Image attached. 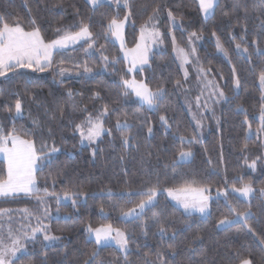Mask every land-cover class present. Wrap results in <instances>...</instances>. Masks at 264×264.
<instances>
[{"label": "trees", "instance_id": "16d2710c", "mask_svg": "<svg viewBox=\"0 0 264 264\" xmlns=\"http://www.w3.org/2000/svg\"><path fill=\"white\" fill-rule=\"evenodd\" d=\"M236 0H220V5L215 9V15L204 19L199 11L197 0H131L132 16L125 31L126 44L133 46L139 37L140 27L152 14L153 8L159 5L160 11L157 17L165 42V49L153 51L149 55V63L134 71V77L143 80L150 88L155 90L163 87L166 95L157 111H149L142 107L138 101L130 100L121 92V77L128 79L131 75L127 70L125 61L120 57L118 46L110 40V35L103 34V26L107 19L115 14V5L109 7L107 4L95 10L87 3V0H0V14H3L9 24L19 23L26 30H31L33 19L41 28L42 35L46 40L56 37L57 28H70L77 24L81 18L91 17V30L99 34L95 47L101 50L104 45V54L118 57L120 62L110 65L106 71H101L102 61L98 54L87 55L84 52L85 44L63 49L54 53L56 62L65 61L66 67H71L72 61L81 64L88 62V66L100 73L95 78L65 77L63 83L61 78L54 75L52 71L37 73L32 77V82L25 85L24 77L21 75L9 76L7 80L0 78V124L7 131L15 129L16 134L26 139L34 140L37 149L42 144H47L48 151L53 143L61 148L59 153L54 154L51 164L45 162L42 171H37V183L41 188L47 187L49 192L63 193L72 183L82 185L83 191L96 193L94 198H89L82 203L79 212L74 211L71 203L60 205L62 212L71 215L72 219H51L50 224L53 233L62 236V242L55 243L47 249L48 264H56L64 259V244H68V258L64 264H82L85 253L94 249L95 245L90 241L83 231L81 221H90L93 226L101 223H112L122 229H126L132 235L128 257V264H144V254L155 260V253L160 246V237L156 228L151 226L148 235L144 236L137 223H126L119 217V206L131 207L126 199L117 197L109 198L107 189L119 194L125 188H138L143 180L151 179L155 182L157 174L162 187L166 188L173 183L195 181L194 186L208 185L210 187H231L236 177H243L244 182H251L253 187L259 189L264 187V135L257 139L255 135L245 141L246 127L243 112L237 110V105H242L247 111L249 122L253 130L259 126V120L255 114L260 110L261 88L258 85V74L264 67V60L253 56L251 62L245 57L237 55L235 44L240 42V36L244 35L243 28L247 27V46L249 51H254L253 39H258L260 47H264V28H261V20L264 13L259 11L250 12L245 17L244 13L238 12L230 17H225V11L231 12ZM253 0H247L249 7ZM62 5L61 7H53ZM79 11V16L77 15ZM168 11L175 16L182 17L179 27H174L173 32L181 46L188 47L187 36L195 31L202 33V41L197 48L199 65L205 69L210 68L208 74L219 84L230 103L221 102L216 107L219 124L214 128L213 120L209 117L210 129L205 137L200 140L191 118L181 101V96L176 86V81H183L180 67L172 53V43L167 36L169 30ZM126 10H120V18ZM217 31L225 48L229 49L231 63L218 53L215 48L214 37L211 32ZM75 30V29H73ZM236 40H232V36ZM196 61V60H195ZM235 65L237 75L240 79V88L234 91L232 67ZM73 71L81 69L73 68ZM79 95L69 96L68 90ZM12 91L19 92L23 101L22 114L17 116L14 111L8 112L6 106L14 105L16 99L11 95ZM100 92L103 99H93L92 94ZM103 104H108L109 115L105 118L104 127L111 129V135L103 134L96 144L82 146L79 135L74 132V126L80 123L90 112L95 116ZM58 108H63L61 117ZM87 108V112L83 109ZM55 114V118L53 115ZM125 114L128 122L132 125L131 133L137 137L139 148L125 150L120 133L116 130L117 119H124ZM161 114H167L171 128L166 130L159 120ZM34 121L38 122L37 126ZM147 125L153 128V134L148 135ZM51 130V134H49ZM177 132L184 135L186 139L195 137L190 146L194 156L190 163L178 166L175 170L165 168L169 164L174 153L181 147ZM31 133V135H25ZM248 143L246 152L241 153L240 147ZM96 150L95 158L92 150ZM221 152L223 159L221 160ZM150 153V155H149ZM123 157V159H121ZM245 157L249 164L252 160L260 157L255 170L245 164ZM209 159L211 163H208ZM6 175L5 165L0 160V177ZM227 180V184L225 181ZM55 181V183H53ZM240 187V183L236 184ZM161 208L165 215L174 216L177 223L176 229L181 230V237L176 241L178 251L177 257L183 264H225L224 253L228 246L239 247L242 243L251 245V250L259 264L260 248L252 235L247 232L243 225H237L231 230L218 231L214 224L223 209V199L219 203L213 202V215L206 223L193 224L191 230L184 231L185 225L181 223L184 219L182 210H177L174 204L164 196H159ZM229 199L238 207H244L243 199L235 194H230ZM258 198L253 199V205L257 204ZM57 206L55 200L50 201ZM103 205L108 213V220H102L99 213ZM0 209L7 210L11 217H16L18 212L39 210V205L34 198H9L0 200ZM253 211L256 208L253 207ZM36 213V212H35ZM12 214V215H11ZM8 215V216H9ZM149 215H151L149 213ZM21 218V216H18ZM5 222L3 221V224ZM11 227L14 231L20 230L23 225L34 226V219L25 221L11 219ZM151 224V221H149ZM252 227L257 234H264V216H259L251 221ZM24 229V228H23ZM58 229H65L63 232ZM25 230V229H24ZM200 231L206 235L203 248L193 254L181 243L184 237L190 238L192 234ZM170 235V234H169ZM42 239V238H41ZM172 242L166 238V243ZM40 241L28 244V256H22L25 264L31 259L33 264H42L40 256ZM219 248L220 255L213 249ZM230 254V253H229ZM170 258V254L166 257ZM96 264H124L123 253L116 247L111 246L100 249V255L96 258Z\"/></svg>", "mask_w": 264, "mask_h": 264}, {"label": "snow or ice", "instance_id": "6c2138e0", "mask_svg": "<svg viewBox=\"0 0 264 264\" xmlns=\"http://www.w3.org/2000/svg\"><path fill=\"white\" fill-rule=\"evenodd\" d=\"M87 3L92 6L94 12L105 4L109 7L115 5L116 12L107 19V23L103 26V34L115 37L121 42V48L124 50V59L131 64V67L128 69L129 72H132L137 65H147L149 63L148 54L151 45L163 43V34L157 27V17L160 11L159 5L153 8L152 14L141 25L139 42L136 44V47L133 49H125L123 33L125 24L132 16L131 0H87ZM219 5L220 0H198L199 11L206 20L215 15V9ZM61 6L54 5L53 7ZM121 9L126 10L123 18H120ZM241 11L245 17L250 12L259 11L264 13V0H253L250 7L247 0H236L232 5L231 12L225 11L223 15L230 17V15H235ZM77 15L79 16L78 10ZM91 19V17H87L86 19L81 18L77 24L70 28H57L55 30L56 38L46 40L35 19L31 21V30H26L19 23L9 24L6 17L0 14V78L7 80L10 75H21L24 77L25 85L32 82L34 74L45 73L47 71H52L54 75L61 77L60 83H63L64 77L73 74L77 77L95 78L100 73L95 72L92 67H89L87 61H84L82 64L78 61H72L70 62L71 67H66L64 66L65 61L56 62L54 59V53H59L63 49L80 44L82 41L87 44V47L84 48L85 54L92 55V50L94 49L99 34H95L91 30ZM168 19L171 26L176 27L178 26V20H182V17L178 18L172 11H168ZM260 24L261 28H264V20H261ZM180 26L182 27V25ZM243 32L244 35H241L239 38L240 42L235 44L237 55L245 57L250 62L254 55L264 60V47L259 46V38L252 40L251 43L255 48L254 51L250 52L246 40V26L243 28ZM211 35L215 38L216 51L231 63L229 49L225 48L224 43L220 36L217 35L215 29L211 32ZM200 39H202V33L195 31L189 33L187 38L188 47L186 48L178 43L174 35L172 36L174 51L177 52L178 58L181 60V67L183 68L184 65L193 63L190 57H195L196 63L193 66L198 74V79H204L205 83L203 88L208 89L210 96L215 98L214 103H230L229 97L223 89L214 80L207 79V73L211 69H205L199 65V57L196 56V48L193 46V43ZM232 40H236L235 35L232 36ZM100 49V59L103 64L102 71H106L110 65H115L120 62L118 57L110 58L104 54V45H101ZM73 68L81 70L73 73ZM142 70L143 68L141 67ZM232 72L235 91L241 86L235 65L232 67ZM184 77L185 79L188 77L186 68H184ZM258 80L261 87V100L264 101V67L259 71ZM175 83L177 87L182 86L180 80H177ZM119 86L124 96L134 94L139 104L142 107H146L149 111H157L166 95L165 89L162 86L153 90L144 81H137L134 78L129 80L121 77ZM10 94L15 96L16 99L14 105L6 106V110L8 112L14 111L19 116L23 111V101L20 98V93L12 91ZM67 94L70 97L79 95V93H73L71 89L68 90ZM92 98L98 100L103 99L100 92H94ZM196 106L197 108L201 106L200 97L196 98ZM204 109L208 111L212 110L207 102L204 104ZM237 110L243 112L245 116L244 122L247 125L245 141L250 140L253 135L257 139H260L264 135V103L260 105L258 117L259 126L255 130H253L247 111L243 106L237 105ZM83 111L87 112V108L83 109ZM110 111L113 110L110 109L109 105L103 104L95 116L89 112L80 123L75 124L74 132L79 135V141L82 146L85 142L89 146L96 144L105 132L111 135V129L104 127L105 118L109 115ZM58 112L62 117L64 114L63 108H58ZM53 118H55V114ZM159 120L166 130L171 128L167 114H161ZM34 124L39 126L36 121H34ZM217 124H219L218 119ZM197 125L198 127L201 126L199 120L197 121ZM115 128L120 133L122 145L125 150L139 148L136 142L137 137L131 133L132 125L128 122L126 114L124 119H117ZM147 132L149 136L153 134V128L150 125H147ZM49 134H51V130H49ZM25 135H31V133H25ZM177 136L181 147L174 153L170 163L164 165L165 168L170 167L173 170L178 166L190 163L194 156L192 148L190 146L185 147L184 145L185 143L191 145L196 138L186 139L179 132H177ZM47 147V144H42L37 149L34 140L24 139L16 134L15 129L7 131L0 124V154H3L5 157L7 165L6 175L0 177V200H7L24 195L34 197L37 204L41 206L39 214H33L25 210L27 216L35 218V226L29 223L27 230H24L22 226L20 230L16 231L8 227L6 232L4 231L2 218L5 215H9V213L7 210L0 209V264H25V261L21 257L34 254L29 253L28 244L35 243L38 240L41 245L39 254L42 257V264H48L47 249L51 248L57 242H62L64 239L62 236L53 233L51 224L45 222L52 219L49 200H55L57 205L56 212L59 214L62 202L70 201L74 211L79 212V207L82 203H86L89 198L96 196V193L89 194L83 191L82 185L75 183H72L66 188L62 195L55 191L49 192L47 187L41 188L37 183V171L43 170L42 166L45 162L51 164L54 154L61 151V148L56 147L54 143L48 151H45ZM247 149L248 143L245 142L239 150L241 153H244ZM91 155L95 158V149L92 150ZM222 159L223 153L221 152ZM260 159V157H257L249 164L247 157H245V164L252 170H255L257 161ZM208 163H211L210 159ZM225 183H228L227 180ZM237 183H240L241 186L237 187ZM195 184V181L184 182L179 185L173 183L171 186L164 188L157 174L155 182L151 179L143 180L141 185L136 189L128 187L119 194L113 193L110 188L107 189L106 195L109 198L115 196L119 199H126L127 203L132 205L131 207L113 205V207L119 209L121 221L126 223L138 222V226L141 228L144 236L148 235L151 226L156 228V233L160 237V246L155 253V260L149 259L148 254H144V264H183L182 260L177 259L181 253L178 251V245L176 243L182 233L181 230L174 227L177 219L174 216L165 215L166 210L160 206L158 197L163 193H167V198H170L174 202L177 210L182 209L184 219L180 222L186 226L184 231L191 230L194 223L197 226L199 223H206L213 215V202L219 203L222 198L224 210L215 221V229L225 231L231 230L237 225H243L260 248L261 255L258 258L259 264H264V234H257L251 224L253 219L264 216V187L256 189L251 182H244L243 177L238 176L231 183L230 190L228 187L223 189L218 188L216 189L215 196H213L210 186H194ZM230 194H238L239 197L243 198L245 206L238 207L234 204L229 199ZM257 198L259 202L253 205V199ZM253 207L256 208L255 212L253 211ZM99 213L102 220H108V213L105 211L103 205L100 206ZM57 219H59L58 215ZM64 219L67 221L72 219V217L69 215ZM149 221H151V224ZM81 223L83 224V231L86 233L87 238L95 245L94 249L84 254L85 258L82 264H96V258L100 255V249L111 247L113 244L118 246L119 250L123 253L124 264H128V257L132 251L130 248L132 235L126 229L114 227L110 222L101 223L99 226H93L90 221H81ZM64 230L58 229L60 232ZM166 238L172 242L166 243ZM206 239L205 234L197 231L190 238L184 237L181 243L187 241L185 246L189 252L196 254L203 248ZM68 247V244H64V259L57 261L56 264H64V261L67 260ZM213 251L217 255H220L219 248H214ZM169 254L170 258H166ZM224 259L225 264H256V258L251 250V245L248 243H242L239 247L228 246L227 251L224 253ZM27 264H33V261L30 259Z\"/></svg>", "mask_w": 264, "mask_h": 264}, {"label": "rangeland", "instance_id": "374dc122", "mask_svg": "<svg viewBox=\"0 0 264 264\" xmlns=\"http://www.w3.org/2000/svg\"><path fill=\"white\" fill-rule=\"evenodd\" d=\"M197 2H198V0H197ZM121 18H123V17H121ZM128 24H129V21L125 24V27H124V33H123L124 47H125V49H133V48L136 47V44L139 42L140 34H139V37H138L137 42L133 46H128L126 44V39H125L126 38L125 31H126V28H127ZM168 25H169V30L167 31V36L171 40V43H172V36L174 35V32H173V28L174 27L171 26L170 22H169ZM179 26H180V20H178V26H176V27H179ZM157 27L159 28V30L161 32L160 26L158 25V20H157ZM187 38H188V36H187ZM162 39H163V36H162ZM110 40H112L118 46V48L120 50V57H122V59L125 61V64L127 65V70H128L129 67H131V64L124 59V50H122V48H121V42L119 40H117L115 37H112V36H110ZM201 41H202V39L196 40L193 43V46L196 48V56H197V53H198L197 48H198L199 44L201 43ZM214 42H215V38H214ZM80 44H85V48L87 47V44L84 43L83 41ZM80 44H76L74 46H77V45H80ZM70 47H73V46H70ZM163 49H165L164 39H163V43H157V44L151 45L150 51H149V54L148 55H150L153 51H160V50H163ZM92 53H96L100 57L101 50H97L96 47L94 46V49L92 50ZM172 53H173V56L176 59L178 65L180 67V70H181V73H182V77H183V81L181 82V85L182 86L181 87H178V91H179L180 96H181V101L183 102V105L185 106V108H186V110H187V112H188V114H189V116L191 118V121H192V123H193V125H194V127L196 129L198 138L200 140H202L205 137L206 132L211 127L210 126V122H209V117L213 120V123H214L213 127L214 128H217L218 115H217V112H216V109L215 108L218 107V106H220V103L219 104H215L214 103V99L215 98L210 96L208 89L203 88V85L205 83L204 79L203 78L198 79V74H197V72L195 70V67L193 66L196 63L195 57H190V59L193 61V63L186 64L182 68L181 67V60L178 58L177 52L174 51L173 43H172ZM141 67H143V66L137 65L136 68L132 72H130V75L131 76L128 79L131 80V79L134 78L137 81H143V80H140V79L134 77V74H133L134 71H136L137 69H139ZM184 68H186L187 71H188V77H187V79H185V77H184ZM78 71H80V70H78ZM101 71H102V68H101ZM72 72L75 73L76 71H73L72 70ZM66 77H77V76H75L73 74V75L66 76ZM207 79L208 80H214L208 73H207ZM215 83L218 84L216 81H215ZM258 85L260 87L259 80H258ZM202 92H203V94H202ZM197 97H200V105H201L200 108H197V106H196V98ZM128 98L130 100L137 101V99H136V97H135L134 94H130L128 96ZM205 102H207V104L211 106V109H212L211 111H208V110H205L204 109ZM259 111L255 114L256 119H258V117H259ZM213 112H214V115H213ZM198 120H199L200 125H201L200 127H198V125H197V121ZM21 137L24 138L23 136H21ZM24 139H26V138H24ZM83 146H89V145L87 144V142H85V144ZM0 160H2L4 162L5 170H6L7 165H6V160H5V157L3 156V154H0ZM211 188H212V195L215 196L216 189H218V188L217 187H211ZM228 188L230 190L231 187H228ZM219 189H223V188H219ZM58 194H61L62 195L63 193H58ZM235 195L238 196V194H235ZM160 196H164L165 198H167V193H163ZM20 197L30 198V199L34 198V197H27V196H24V195H20ZM239 198H241V197H239ZM167 199L169 201H171L170 198H167ZM241 199H243V198H241ZM50 201H51V199L49 200V204H50V207H51V216H52V219L53 218L54 219H57V215L59 216V218H65L66 216H68V213L62 212L61 210L59 211V214H57V212H56L57 206H54L53 204H51ZM171 202L174 204L173 201H171ZM63 203H71V202L70 201H65V202H62V204ZM40 208H41V206L39 205V210L35 211L33 209L34 212H32V211H29V212H31L33 214H39ZM18 216H21L22 219H20V217H18ZM30 218L34 219V226H35L36 225L35 218L34 217H30ZM11 219H15V220L18 219L19 222H20V221L28 220L29 219V216H27L25 212H18V215L16 217H14V218L11 217L10 215L9 216L8 215H5L2 218V222L3 221L5 222L3 224V227H4V231L5 232L7 231L8 227H11V223H9V221H11ZM45 222L46 223H50V221H45ZM27 226L28 225H26V226L23 225V228L25 230H27ZM113 226L114 227H119V226H116V225H113ZM112 246L116 247L119 250L118 246H116L115 244H113Z\"/></svg>", "mask_w": 264, "mask_h": 264}]
</instances>
